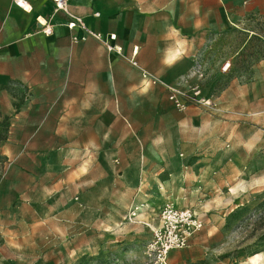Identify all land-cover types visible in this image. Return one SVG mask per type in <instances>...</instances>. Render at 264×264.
<instances>
[{"label":"rangeland","instance_id":"obj_1","mask_svg":"<svg viewBox=\"0 0 264 264\" xmlns=\"http://www.w3.org/2000/svg\"><path fill=\"white\" fill-rule=\"evenodd\" d=\"M137 24L143 25L139 19ZM195 38L189 62L181 61L168 73L171 83L146 70L158 81L148 85L138 68L141 85L126 94L120 78L124 71L116 70L114 80L100 78L102 90L114 83L123 100L104 103L98 132H51L50 126L38 130L46 113L40 109L34 114L35 133L19 131L9 154L0 151V236L5 228L13 242L0 244V256L6 259L0 264H7L8 256L15 264H151L145 247L167 204L189 209L203 222L188 248L172 251L167 264H264V244L257 247L264 212L255 211L264 186L245 189L235 183L202 193L187 175L188 168L205 158L192 151L202 114L219 111L220 91L235 79L246 82L251 68L264 62V23L256 17L238 26L228 22ZM172 49L170 40L154 47ZM226 64L231 67L222 72ZM169 87L184 98V110L170 100ZM199 90L213 108L197 100ZM31 97L20 88L18 105ZM8 125L7 120L0 122V140ZM82 137L94 148L91 158L75 148ZM228 147L224 145L225 151ZM135 206L145 207L131 223L127 217Z\"/></svg>","mask_w":264,"mask_h":264},{"label":"crops","instance_id":"obj_2","mask_svg":"<svg viewBox=\"0 0 264 264\" xmlns=\"http://www.w3.org/2000/svg\"><path fill=\"white\" fill-rule=\"evenodd\" d=\"M23 1L30 10L16 0H0V122L9 123L0 140L3 156L9 154L19 131L35 133L36 110H46L38 130L50 126L51 132L94 134L101 126L104 103L122 101L123 92L140 87L139 69L171 83L169 75L194 54L200 31L221 30L228 22L238 26L253 17L264 23V0H69L70 13L121 49L118 53L108 52L104 42L81 29L69 30L70 18L55 13L50 0ZM41 19L50 28L49 35ZM138 19L143 25L137 24ZM111 35L116 41L109 40ZM166 40L173 45L171 52L154 50ZM131 59L138 67L128 63ZM116 70L124 71L123 92L116 94L114 83L110 90H102L100 78L114 80ZM20 88L32 95L21 106L16 99ZM218 97L220 110L202 114L192 151L205 158L188 168V181H195L202 193L235 183L245 189L264 186V62L251 68L246 82L233 80ZM89 141L82 137L74 144L85 158H91L94 149ZM176 178L181 180L182 174ZM2 232L0 244L13 245L7 229ZM7 259V264H15L13 257ZM1 261L6 259L0 256Z\"/></svg>","mask_w":264,"mask_h":264},{"label":"built area","instance_id":"obj_3","mask_svg":"<svg viewBox=\"0 0 264 264\" xmlns=\"http://www.w3.org/2000/svg\"><path fill=\"white\" fill-rule=\"evenodd\" d=\"M54 5L55 13H64L70 18V21L67 25L69 30L81 29L87 36H91L97 40L104 42L105 47L108 52H118L121 53V49H117L114 46L110 45L104 37L99 34L91 31L79 17H74L69 10V0H50ZM18 5L24 7L22 0H16ZM30 10V9H28ZM44 33L48 35L51 33L50 28L47 27L45 22ZM76 40V39H75ZM85 40V38L83 39ZM109 40L116 41V36L111 35ZM134 53L136 55L137 48H134ZM133 66L138 67L137 62L134 59H131ZM230 65L226 64L223 66V72L228 71ZM142 77L144 81L148 84H156L158 81L152 78L146 70H142ZM170 100L175 104V106L184 110L186 108L185 100L183 97L179 96L177 90L169 87ZM197 100L205 105L206 107L213 108L214 103L210 98H206L201 95L199 90L195 94ZM143 207V206H142ZM141 207V208H142ZM139 206H135L130 211L128 221L131 223L137 222L139 216L142 213V209ZM160 223L157 227H151V240L145 247V256L146 259L151 262V264H167L168 256L172 251L184 250L188 248L189 241L191 237L201 231L203 227V222L196 214L189 209H179L174 205L167 204L163 207L159 214Z\"/></svg>","mask_w":264,"mask_h":264},{"label":"trees","instance_id":"obj_4","mask_svg":"<svg viewBox=\"0 0 264 264\" xmlns=\"http://www.w3.org/2000/svg\"><path fill=\"white\" fill-rule=\"evenodd\" d=\"M256 212L262 211V214L264 212V198L262 200V202L260 204H258V206L255 208ZM260 218V217H259ZM259 244H257V247H259L261 244H264V232L262 233V235L259 238ZM85 261V260H84ZM83 264V261L80 263Z\"/></svg>","mask_w":264,"mask_h":264},{"label":"bare ground","instance_id":"obj_5","mask_svg":"<svg viewBox=\"0 0 264 264\" xmlns=\"http://www.w3.org/2000/svg\"><path fill=\"white\" fill-rule=\"evenodd\" d=\"M22 2L24 3L23 5H24L25 9H30V6L27 3H25L23 0H22ZM41 21H42V23H45L44 19H41ZM143 207H145V206H143ZM255 258L258 259V256L256 255Z\"/></svg>","mask_w":264,"mask_h":264}]
</instances>
